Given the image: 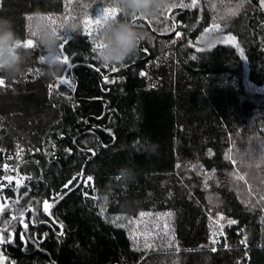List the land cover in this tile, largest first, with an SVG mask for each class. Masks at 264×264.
I'll return each instance as SVG.
<instances>
[{
	"label": "trees",
	"instance_id": "1",
	"mask_svg": "<svg viewBox=\"0 0 264 264\" xmlns=\"http://www.w3.org/2000/svg\"><path fill=\"white\" fill-rule=\"evenodd\" d=\"M69 2L0 0V18L24 43L29 17L62 16ZM181 2L168 0L151 17H125L115 0H75L84 19L96 5H112L117 20L135 22L144 36L136 55L105 67L79 30L59 50L72 67L82 65L73 73L61 63L50 74L40 45L19 49L22 75L0 73L7 85L0 87V165L14 163L15 180L26 177L0 190V228L8 229L0 235L13 233L0 245L5 264H177L179 252L208 246L214 210L236 221L221 247L248 248L249 264H264V7L261 0H198L193 8ZM214 24L220 31L205 33ZM209 34L220 37L214 47L205 43ZM225 35L235 43H224ZM65 76L71 88L59 85ZM203 90L237 96L216 104L197 95ZM18 150L20 160L8 161ZM90 152L96 156L84 178L93 185L65 196ZM57 193L63 196L49 217L43 201ZM30 205L39 224L25 229L11 218ZM52 220L62 236L41 223ZM143 220L146 237L132 236Z\"/></svg>",
	"mask_w": 264,
	"mask_h": 264
},
{
	"label": "clouds",
	"instance_id": "2",
	"mask_svg": "<svg viewBox=\"0 0 264 264\" xmlns=\"http://www.w3.org/2000/svg\"><path fill=\"white\" fill-rule=\"evenodd\" d=\"M115 4L125 17L135 15L151 17L168 6V0H115ZM64 27L71 32H77L79 29L76 23H69ZM31 32L35 33L45 52L41 57V63L48 66L50 74H57L61 68L59 55L61 38L42 15H37L32 21ZM143 39L142 32L127 21H109L98 36V43L102 47L96 50L97 60L103 65L122 64L136 55ZM219 39L220 37L209 34L205 43L210 46ZM19 44L20 38L12 22L0 18V73L7 78L15 79L25 71V59L19 51L21 48Z\"/></svg>",
	"mask_w": 264,
	"mask_h": 264
},
{
	"label": "rangeland",
	"instance_id": "3",
	"mask_svg": "<svg viewBox=\"0 0 264 264\" xmlns=\"http://www.w3.org/2000/svg\"><path fill=\"white\" fill-rule=\"evenodd\" d=\"M94 6V5H93ZM96 6H102V5H96ZM95 6V13H91L87 15V17L84 19V14H79L78 8L76 7L75 0H70L68 4V10L66 13H64L62 16H44V17H51L52 20H55L56 23L52 24L48 19L47 22L51 26L52 29H55L56 33L58 34L59 37L65 38L70 40L72 36L76 32H71L64 26L69 23H76L79 25L78 31H82L83 34L88 38V40L93 43V40L99 36V33L101 29L97 30L95 27L92 29V35H88L85 32V20L86 19H96L100 16L103 15L104 8H113L112 5L110 7H96ZM36 18V16L31 17V19L28 20V29H29V39L33 40L34 46H39V41L36 36H32L31 32V23L32 21ZM112 20H117V13H116V18L115 19H108L107 22L112 21ZM106 22V23H107ZM23 44V43H21ZM61 44H63V39H60V52L62 51ZM94 45V43H93ZM95 47V45H94ZM62 55H60L62 59ZM143 73L146 72L144 71ZM143 75V76H145ZM5 80V79H4ZM5 85L0 86L1 88H5ZM197 95L200 97L206 98L210 100L212 103L216 104H224V103H229L232 102L236 96L237 93L235 91H210V90H203L196 92ZM150 94V93H149ZM149 97H146L145 100L148 101ZM150 100V99H149ZM15 155H9L8 156V161H12L13 159H17L15 161V164L20 160L22 157L21 150H18L15 152ZM21 155V156H20ZM5 156V155H3ZM19 159V160H18ZM8 168H5V165H0V171H2V174H0V190L3 191L6 187H10L11 184L7 180L6 183L3 184V178L4 177H14L15 178V167L14 163L12 164H6ZM22 179V184H24V181L26 179L25 176L21 177ZM93 180V179H92ZM91 180V181H92ZM91 181H88L85 179L83 187H88L91 184ZM20 182V180H19ZM11 187H14L12 185ZM69 187V185H68ZM66 189V188H64ZM56 197V195L52 196ZM49 201V200H48ZM95 202H97V198L95 199ZM50 204L53 203V201H49ZM44 208V206H43ZM149 216V215H148ZM223 216L224 219H220V217ZM229 218H227L223 213H221L218 210H214L210 213L209 215V231H210V236H209V244L206 248L199 250V251H190V252H179L177 254V264H249V249L245 247H240V248H230V247H225L222 248V243L224 242L226 238V233L225 229L228 227L230 224L228 223ZM141 222L144 223V227L141 226ZM128 225V224H127ZM126 225V226H127ZM125 226V228H126ZM149 227L147 225V221L143 220L140 221L139 223H136L134 226H132V231L131 234L132 236L136 234L137 238H143L146 237L147 233L145 232L146 229ZM156 227L155 224H151V228ZM214 249V250H213ZM1 257V253H0ZM6 260L2 257L0 259V264H5Z\"/></svg>",
	"mask_w": 264,
	"mask_h": 264
},
{
	"label": "snow or ice",
	"instance_id": "4",
	"mask_svg": "<svg viewBox=\"0 0 264 264\" xmlns=\"http://www.w3.org/2000/svg\"><path fill=\"white\" fill-rule=\"evenodd\" d=\"M197 2H198V0H191V3L189 4V3H184L183 0H182V2L179 5V7H181V8H193V7H196ZM261 6L264 7V0H261ZM172 7H176V5H172ZM116 13H117V9L116 8H104L102 16H100V17H98V18H96L94 20L93 19H86L85 22H84L85 23V32L88 35H92L93 27H95V29H97V30L103 28V26L106 24L108 19H115L116 18ZM44 18L48 19L52 24L56 23V21L52 20L51 17H44ZM29 19H31V17H29ZM54 31H55V29H54ZM215 31H220V25L219 24H214L212 28H205V33L215 32ZM179 35H180V33L177 32V36H179ZM32 36H35V33H32ZM61 39H63V44H61V48L63 49V45L67 44V39H65V38H61ZM174 42L175 41H173V43ZM223 42L226 43V44H234L235 43V37L231 36V35H225L223 37ZM93 43L95 45V48L93 49V51H96L98 48L102 47V45L100 43H98V36L93 40ZM197 43H200V41H197ZM18 46L19 47L23 46L24 48H32V47H34V43H33L32 39H26L23 44H21V41H20V44ZM214 46L215 45H211L210 47H214ZM203 50L204 49L196 48L197 52L203 51ZM145 51H147V50L145 49ZM192 58L195 59V56H193ZM60 62L67 66V68L65 69L66 72H67V69L72 68V64L69 61V54L63 55L62 59L60 57ZM104 66L107 67V65H104ZM97 71H99L98 68H97ZM112 71H117V69L115 67H113ZM140 74L142 76L145 75V73H143V72H141ZM104 80H105V82H109V78L107 76L104 77ZM112 82H114V81H112ZM58 83H59V85H68L69 88L72 87V82H71V79L69 78V76H65L64 78L60 79ZM3 85H5V80L4 79H0V86H3ZM4 167L8 168L7 165H5ZM6 179H8L11 182L13 177L8 176V177H6ZM29 179H30V177H29ZM75 179L76 178L73 177V180H75ZM86 179L88 181H91L92 177L89 176ZM17 183H19V181H17ZM71 183H72V181L70 180L68 182V184L64 185V187L68 188V185L71 184ZM85 195H87V194H85ZM57 198H60V194L59 193H57L56 197H54L53 199H57ZM261 199H264V196H262ZM43 206H44V212L46 214H48V215H51L50 209L52 207H54V204H50L48 200H44L43 201ZM2 207L3 206H0V209H2ZM19 215L21 217H23V212L21 211L19 213ZM141 215H144V214L141 213ZM16 218H17L16 216H12L11 219L15 220ZM220 219H224V217L221 216ZM53 222H55V221H53ZM228 223L229 224H235L236 221L235 220H228ZM27 227H28V225L24 224V228L27 229ZM60 227L62 228L63 226L61 225ZM11 242H12V240H11L10 236H9V238L6 239L4 236L0 235V245H3L5 243H11ZM152 246L153 245H151V244L148 245V247H152ZM0 259H2V257H0Z\"/></svg>",
	"mask_w": 264,
	"mask_h": 264
},
{
	"label": "flooded vegetation",
	"instance_id": "5",
	"mask_svg": "<svg viewBox=\"0 0 264 264\" xmlns=\"http://www.w3.org/2000/svg\"><path fill=\"white\" fill-rule=\"evenodd\" d=\"M16 177V176H15ZM18 178L16 179L17 181H21V175L18 173V176H17ZM81 177H83V182H82V184H84V181H85V178H84V175L82 176V172H81V174L79 175V180H80V178ZM5 182H7V180L8 179H6V177H5ZM15 180V178L13 177V179L11 180V181H16ZM9 181V180H8ZM16 181V182H17ZM72 182H73V179L71 180ZM10 182V181H9ZM79 183V182H78ZM70 185V184H69ZM1 187V186H0ZM65 187H63L62 189H64ZM61 195V194H60ZM61 196H63V195H61ZM60 196V197H61ZM54 198V197H53ZM52 198V201H53V203L52 204H55L58 200H59V202L61 201V199H59V198H57V199H53ZM4 200H5V197H4V195L0 192V206H2L3 205V202H4ZM59 204V203H58ZM55 208V207H54ZM53 210V209H52ZM52 210L50 211V213L52 212ZM42 211H44V208H42ZM35 215H36V212H35V209H34V205H30V206H28V208L26 209V211L25 212H23V217H21L20 215H16V219L15 220H19V221H21L22 222V224L24 225V224H31V225H33V226H36V225H38L39 224V222H35ZM47 216H51V215H48L47 214ZM54 220H52V223H49V222H41V223H44L45 225H47L53 232H55L56 233V231H55V227H57L58 229H59V231L61 230V227L59 226V224H57L56 222H53ZM2 230H5V231H7L8 229H1L0 228V234H2L1 232H2ZM10 234H11V237H12V235H13V233L12 232H10Z\"/></svg>",
	"mask_w": 264,
	"mask_h": 264
},
{
	"label": "water",
	"instance_id": "6",
	"mask_svg": "<svg viewBox=\"0 0 264 264\" xmlns=\"http://www.w3.org/2000/svg\"><path fill=\"white\" fill-rule=\"evenodd\" d=\"M187 1H188V0H185L186 3H187ZM174 11H176V9L173 10L172 12H174ZM172 12H170V13L168 14V16H170V15L172 14ZM134 24H135V22L132 23V26H133ZM139 46H140V44H139ZM147 55H148V57H149V54H148V53H147ZM75 66H82V65H81V64H77V65H75ZM75 66H74V67H75ZM74 67H72V69H71L72 73L74 72ZM120 71H121V70L116 71V72H120ZM116 72H114V73H112V74H115ZM100 75H101V77H102L103 80H104V77H105V76H103V74H100ZM73 77L76 78V77L74 76V74H73ZM107 77L109 78L110 75H107ZM107 111H108V105H107L106 102H104V114H103L102 117L100 118L101 120L106 116ZM93 129H96V127L93 126ZM113 138H114V142H113V143H115V142H116V138H115L114 136H113ZM106 147H107V146H106ZM93 153H94V152H90L91 157L86 161V163H85L84 166H83V169H82V176L84 175L85 168H86L88 162H90V160L93 159V158H95V156H96V154H95V153L93 154ZM82 182H83V177L80 178L78 185H77L74 189L70 190L65 196H67L69 193L75 191L78 187H80V185L82 184ZM58 203H59V200L54 204V207H56V206L58 205ZM54 207H52V208L50 209V211H51ZM60 235H61V236L63 235V230H62V228H61V233H60Z\"/></svg>",
	"mask_w": 264,
	"mask_h": 264
},
{
	"label": "built area",
	"instance_id": "7",
	"mask_svg": "<svg viewBox=\"0 0 264 264\" xmlns=\"http://www.w3.org/2000/svg\"><path fill=\"white\" fill-rule=\"evenodd\" d=\"M91 185H93V180L91 181ZM53 198V197H52Z\"/></svg>",
	"mask_w": 264,
	"mask_h": 264
}]
</instances>
